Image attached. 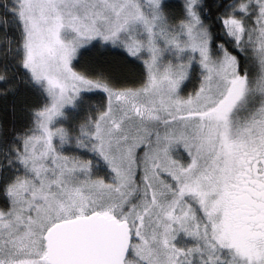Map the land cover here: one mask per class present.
<instances>
[{
  "label": "snow or ice",
  "instance_id": "6c2138e0",
  "mask_svg": "<svg viewBox=\"0 0 264 264\" xmlns=\"http://www.w3.org/2000/svg\"><path fill=\"white\" fill-rule=\"evenodd\" d=\"M0 264H264V0H0Z\"/></svg>",
  "mask_w": 264,
  "mask_h": 264
}]
</instances>
